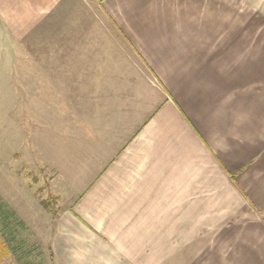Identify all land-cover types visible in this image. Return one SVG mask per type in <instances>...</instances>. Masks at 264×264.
Returning <instances> with one entry per match:
<instances>
[{"label":"crops","instance_id":"0c3cea01","mask_svg":"<svg viewBox=\"0 0 264 264\" xmlns=\"http://www.w3.org/2000/svg\"><path fill=\"white\" fill-rule=\"evenodd\" d=\"M87 1L154 72L191 71L160 80L168 99L60 209L57 264H264V0ZM67 3L0 0V28L25 36ZM16 190L7 221L31 227L39 201Z\"/></svg>","mask_w":264,"mask_h":264},{"label":"rangeland","instance_id":"374dc122","mask_svg":"<svg viewBox=\"0 0 264 264\" xmlns=\"http://www.w3.org/2000/svg\"><path fill=\"white\" fill-rule=\"evenodd\" d=\"M103 16L98 4L69 0L25 36L0 28V240L10 249L1 264H57L50 209L85 193L168 99L160 80L191 71L154 72ZM13 186L39 201L31 227L19 216L7 221Z\"/></svg>","mask_w":264,"mask_h":264},{"label":"trees","instance_id":"16d2710c","mask_svg":"<svg viewBox=\"0 0 264 264\" xmlns=\"http://www.w3.org/2000/svg\"><path fill=\"white\" fill-rule=\"evenodd\" d=\"M43 204H45L48 207V203L46 201H44ZM50 211H51L52 216L54 218H57L59 216V212L57 211L56 208L55 209L52 208V209H50ZM8 252H10V249L2 240H0V264H1L2 256L4 254H7Z\"/></svg>","mask_w":264,"mask_h":264}]
</instances>
